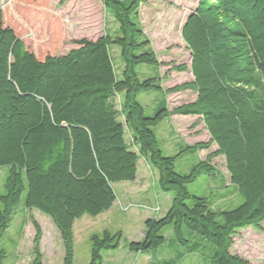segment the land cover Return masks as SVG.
<instances>
[{
  "label": "trees",
  "instance_id": "obj_1",
  "mask_svg": "<svg viewBox=\"0 0 264 264\" xmlns=\"http://www.w3.org/2000/svg\"><path fill=\"white\" fill-rule=\"evenodd\" d=\"M44 1L9 0L16 15V7L41 10ZM146 1L102 0L115 33L74 41L77 48L63 56L37 57L0 8V167L7 168L0 189V264L7 254L3 236L20 206L51 220L62 241V264H74V223L109 211L116 200L113 185L134 182L140 158L156 170L158 188L171 199L160 217L143 221V239L128 242L129 252L147 255L164 245L163 231L170 227L177 244L208 264H252L231 248L239 231L262 232L264 224V0H196L181 28L190 66L172 68L189 69L192 81L166 90L159 77L140 79L136 71L139 65H165L140 26ZM155 91L196 96L172 109L163 103L148 117L136 98ZM177 115L200 119L209 139L164 156L153 128ZM212 144L216 150L187 175L175 172L176 160ZM217 156L242 199L219 212L187 191L199 176L217 175L211 164ZM33 224L31 264H43L41 233ZM121 239L120 231L91 234L85 264H102V254L119 249Z\"/></svg>",
  "mask_w": 264,
  "mask_h": 264
},
{
  "label": "rangeland",
  "instance_id": "obj_2",
  "mask_svg": "<svg viewBox=\"0 0 264 264\" xmlns=\"http://www.w3.org/2000/svg\"><path fill=\"white\" fill-rule=\"evenodd\" d=\"M9 0H0L4 9L5 21L21 37L29 50L37 57L48 53L63 56L77 48L74 41L86 39L95 41L105 33L114 34L116 24L110 13L103 7L102 0H45L42 9L19 8L18 14L12 10ZM196 0H147L139 11L141 29L150 42V47L159 62L164 66L156 68L139 65L140 79L159 77L163 89L192 81L188 69L185 72L173 71L179 65L190 66V54L181 38V28L188 15L194 12ZM20 17L23 19L21 20ZM116 68L121 66L118 49L111 50ZM192 91L173 94L145 92L137 95V102L143 107L146 116L151 117L162 105L172 109L195 99ZM119 108L120 99H115ZM160 142L162 155L173 157L186 146L197 142H207L209 137L202 122L197 117L174 116L164 119L153 128ZM216 150L211 145L198 154H184L175 161V172L187 175L199 160ZM217 169L216 176H199L187 185L191 196L207 198L215 212L231 210L242 199L230 186L225 161L222 156L212 159ZM138 175L133 183L114 184L116 200L111 209L97 218L84 216L73 226L74 264H85L89 260L91 234H101L104 230L122 234L119 249L102 254V264H208L197 259L192 249L174 241L170 227L163 231L166 243L147 255L131 253L125 245L139 242L144 236L143 221L149 217H160L168 207L171 194L158 188L157 172L147 162L138 160ZM7 168L0 167V189ZM24 197V196H23ZM22 197V201H23ZM40 230L39 252L43 264H62L63 246L59 233L51 220L37 211L26 212L22 206L13 216L9 228L3 236L6 257L2 264H31L33 260V239L36 234L34 224ZM262 232L252 228L239 231L233 238L231 253L252 264H264V224ZM186 235V232H185ZM198 251V248L193 249ZM206 256L209 252L204 253ZM205 257V256H204ZM207 258V257H206Z\"/></svg>",
  "mask_w": 264,
  "mask_h": 264
},
{
  "label": "crops",
  "instance_id": "obj_3",
  "mask_svg": "<svg viewBox=\"0 0 264 264\" xmlns=\"http://www.w3.org/2000/svg\"><path fill=\"white\" fill-rule=\"evenodd\" d=\"M137 175H138V169H137ZM136 175V177H137ZM133 183V182H132ZM129 184V183H122V185ZM131 184V183H130Z\"/></svg>",
  "mask_w": 264,
  "mask_h": 264
}]
</instances>
